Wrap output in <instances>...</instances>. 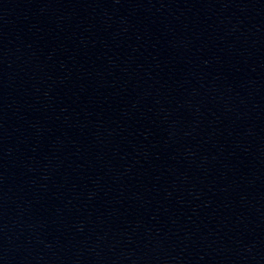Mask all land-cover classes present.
Returning <instances> with one entry per match:
<instances>
[{
    "label": "water",
    "instance_id": "water-1",
    "mask_svg": "<svg viewBox=\"0 0 264 264\" xmlns=\"http://www.w3.org/2000/svg\"><path fill=\"white\" fill-rule=\"evenodd\" d=\"M0 0V264H195L69 68Z\"/></svg>",
    "mask_w": 264,
    "mask_h": 264
}]
</instances>
